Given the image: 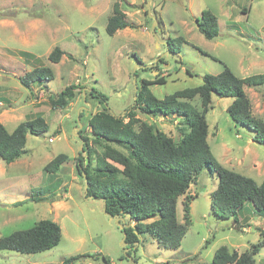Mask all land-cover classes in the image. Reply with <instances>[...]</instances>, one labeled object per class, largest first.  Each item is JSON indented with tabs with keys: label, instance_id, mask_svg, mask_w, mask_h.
Wrapping results in <instances>:
<instances>
[{
	"label": "rangeland",
	"instance_id": "374dc122",
	"mask_svg": "<svg viewBox=\"0 0 264 264\" xmlns=\"http://www.w3.org/2000/svg\"><path fill=\"white\" fill-rule=\"evenodd\" d=\"M115 4L129 27L110 36L106 27ZM205 11L219 20V35L213 40L197 27ZM56 47L64 55L55 64L49 55ZM223 65L239 78L264 74V0H0V117L10 132L36 116L49 125L42 135H28L27 153L20 160L1 162L5 171H0V238L42 220L53 221L62 230L53 249L38 254L0 251V264H62L78 255L92 257L75 264H210L222 246L241 254L255 245L264 230V216L248 202L237 223L233 218L217 219L211 195L219 179L207 167L178 200V221L184 223V202L193 197L192 224L177 250L162 248L148 233L135 247L124 245L119 224L129 225L127 216L118 224L107 214L104 200L88 196L86 181L76 168L85 144L80 134L100 150L88 129L92 115L107 109L123 117L135 106L143 80L163 79L165 84L150 87L162 99L200 86L205 75L220 74ZM39 67L50 68L53 80L25 88L19 78ZM69 86L77 87L75 100L65 109H54L49 97ZM244 90L253 115L264 121V87ZM98 94L107 97L105 104L95 98ZM231 102L212 96V110L206 116L208 143L224 168L261 184L264 146L252 141L249 129L232 121L227 112ZM192 103L200 109L198 98ZM137 117L175 141L186 130L178 117L153 119L139 111ZM59 154L69 156V161L63 171L50 175L44 168ZM87 154H82L84 166ZM255 260L264 264V248Z\"/></svg>",
	"mask_w": 264,
	"mask_h": 264
},
{
	"label": "trees",
	"instance_id": "16d2710c",
	"mask_svg": "<svg viewBox=\"0 0 264 264\" xmlns=\"http://www.w3.org/2000/svg\"><path fill=\"white\" fill-rule=\"evenodd\" d=\"M127 27L129 24L124 12L115 4L108 19L107 34L115 35ZM197 27L208 40L219 35V20L209 11L202 13L197 20ZM171 53L178 52L171 49ZM63 55L64 52L56 47L50 53L49 60L59 63ZM53 78L54 73L50 68L39 67L21 76L19 81L29 89L35 82ZM163 84V79L143 80L137 91L135 106L121 118L107 109L90 117L88 129L93 138L92 143L100 147L99 151L80 134L85 144L77 158L76 168L78 174L87 180V194L104 200L106 212L113 218L131 215L135 226L125 227L122 232L126 236L125 243L132 248L139 243L140 236L146 233L164 249L180 248L192 224L190 203L193 197L187 196L184 202V223L178 221V200L188 192L205 167L219 179L218 187L211 195L212 209L217 219L233 218L237 223L239 213L248 202L264 216V180L258 184L254 179L228 170L216 161L208 143L209 125L206 120L212 110L213 95L229 98L232 102L227 112L232 121L249 129L252 141L264 146V121L253 115L251 101L244 90L245 87H264V74L239 78L223 65L220 74L205 75L200 86L176 91L160 99L151 92L150 87ZM76 89V86H69L57 96H50L52 107L67 108L75 100ZM95 98L100 104L108 100L102 94ZM196 98L199 99L200 109L192 103ZM137 111L153 119L181 118L186 130H181L182 137L175 141L155 125L139 119ZM48 130L49 125L43 116L21 122L13 132H9L0 121V159L6 164L16 162L27 153L25 147L28 135L38 136ZM83 131L85 129L81 133ZM85 152L88 153L86 166L83 165L82 157ZM68 161L67 155L59 154L44 170L55 176ZM61 238L62 230L57 223L42 220L31 229L0 238V251L38 254L56 247ZM263 248L264 230H261L259 241L248 251L240 254L222 246L217 249L210 264H256L255 256ZM91 257L78 255L64 259L62 264H75L82 258Z\"/></svg>",
	"mask_w": 264,
	"mask_h": 264
},
{
	"label": "water",
	"instance_id": "95a60500",
	"mask_svg": "<svg viewBox=\"0 0 264 264\" xmlns=\"http://www.w3.org/2000/svg\"><path fill=\"white\" fill-rule=\"evenodd\" d=\"M148 12H149V15H150V6L148 5ZM151 16V15H150ZM152 17V16H151ZM153 19L155 20V17H153ZM155 24V23H154ZM138 90V88L136 87V91ZM137 98V92H136V95H135V99ZM118 118H121V116H119ZM84 145V144H83ZM84 177H86L85 176V174H84ZM85 181H86V192H88V183H87V180H86V178H85ZM90 197H93V196H90ZM94 198V197H93ZM105 212H106V204H105ZM107 213V212H106ZM127 218H128V221H129V225H122L121 223L119 224V221H125L124 220V218L123 217H121V218H117V221H118V224L120 225V227H121V229H123V228H125V227H130L131 226V223H132V218H131V215H128L127 216ZM125 239H126V236H125V238H124V245H127L126 243H125Z\"/></svg>",
	"mask_w": 264,
	"mask_h": 264
},
{
	"label": "crops",
	"instance_id": "0c3cea01",
	"mask_svg": "<svg viewBox=\"0 0 264 264\" xmlns=\"http://www.w3.org/2000/svg\"><path fill=\"white\" fill-rule=\"evenodd\" d=\"M1 104H2V103H0V105H1ZM86 105H88V104L86 103ZM89 119H90V118H89ZM0 121H1V122L3 123V125L6 127L7 124L4 123V121L2 120L1 117H0ZM6 128H7V127H6ZM7 130H8V129H7ZM8 131H9V130H8ZM13 131H14V130H13ZM13 131H11V132H13ZM89 131H90V130H89ZM9 132H10V131H9ZM50 138H51V137H50ZM50 138H49V139H50ZM68 157H69V156H68ZM20 159H21V158H20ZM20 159H19V160H20ZM17 161H18V160H17ZM17 161H16V162H17ZM1 162H3V161L0 159V171L4 172L5 169L3 168V165H2ZM61 169H62V171L65 169V165H64V164H63V166L61 167ZM61 169H60V170H61ZM72 173L74 174V169H72ZM72 178H73V181H77V180H78V176L75 175V174L72 176ZM20 202H21V201H20ZM22 202H24V201H22ZM12 205H13V203H12ZM248 226H250V224L247 222V227H245L246 230L249 229ZM245 229H244V230H245Z\"/></svg>",
	"mask_w": 264,
	"mask_h": 264
},
{
	"label": "built area",
	"instance_id": "2783aa9c",
	"mask_svg": "<svg viewBox=\"0 0 264 264\" xmlns=\"http://www.w3.org/2000/svg\"><path fill=\"white\" fill-rule=\"evenodd\" d=\"M53 141H54V138L51 137V138L49 139V142L51 143V142H53Z\"/></svg>",
	"mask_w": 264,
	"mask_h": 264
}]
</instances>
